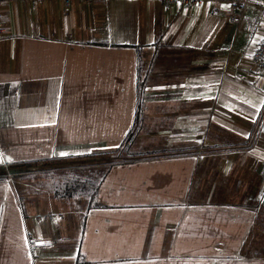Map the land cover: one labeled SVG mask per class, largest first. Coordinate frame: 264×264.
Listing matches in <instances>:
<instances>
[{
  "label": "crops",
  "instance_id": "0c3cea01",
  "mask_svg": "<svg viewBox=\"0 0 264 264\" xmlns=\"http://www.w3.org/2000/svg\"><path fill=\"white\" fill-rule=\"evenodd\" d=\"M263 40L264 0H3L0 162L117 145L141 101L133 150L169 154L112 167L90 210L0 181V264H264L243 198L264 186Z\"/></svg>",
  "mask_w": 264,
  "mask_h": 264
},
{
  "label": "trees",
  "instance_id": "16d2710c",
  "mask_svg": "<svg viewBox=\"0 0 264 264\" xmlns=\"http://www.w3.org/2000/svg\"><path fill=\"white\" fill-rule=\"evenodd\" d=\"M159 44H155L158 48ZM138 49L137 89L140 100L149 78L142 64V47ZM154 57L152 58V62ZM142 101L136 118L125 138L114 146H104L85 154L52 156L35 160H8L0 162V181L10 180L19 198L47 191L60 201H86L87 210L100 206V188L110 169L117 165L164 157L168 152H136L133 145L142 129Z\"/></svg>",
  "mask_w": 264,
  "mask_h": 264
},
{
  "label": "rangeland",
  "instance_id": "374dc122",
  "mask_svg": "<svg viewBox=\"0 0 264 264\" xmlns=\"http://www.w3.org/2000/svg\"><path fill=\"white\" fill-rule=\"evenodd\" d=\"M151 151H153V152H159V151L167 152L169 150H167V148H160V149L156 148V149H152ZM248 175H250V174H248ZM251 176H254V174ZM260 182H261V180L256 179L255 181L248 183V184H250V187L247 189V196L243 197V198L246 199L247 201H249L250 203H257V204L261 205V207L259 209V215L257 217V221H256L253 232L254 233L258 232V235L260 234L258 241H257L258 242L257 246L259 249L264 251V186H262V188H260V185H261ZM59 204H62V203H59ZM42 212L45 215L47 214L46 210H42ZM62 215L63 216H60V213H59V216H58L60 223L64 222V220L67 222L69 220V218L67 217V214L65 215V213H63Z\"/></svg>",
  "mask_w": 264,
  "mask_h": 264
},
{
  "label": "built area",
  "instance_id": "2783aa9c",
  "mask_svg": "<svg viewBox=\"0 0 264 264\" xmlns=\"http://www.w3.org/2000/svg\"><path fill=\"white\" fill-rule=\"evenodd\" d=\"M67 4H69L71 2V0H64ZM90 1V0H88ZM198 0H162V2L166 5V6H171L174 4H178V3H184L186 5H192L194 3H196ZM3 0H0V6L2 5ZM237 7L239 9H243L245 7L244 2H237ZM253 60L259 64L260 66L264 67V40L262 42H260L258 44V46L256 47V49L253 52L252 55Z\"/></svg>",
  "mask_w": 264,
  "mask_h": 264
},
{
  "label": "snow or ice",
  "instance_id": "6c2138e0",
  "mask_svg": "<svg viewBox=\"0 0 264 264\" xmlns=\"http://www.w3.org/2000/svg\"><path fill=\"white\" fill-rule=\"evenodd\" d=\"M62 155H64V154L62 153Z\"/></svg>",
  "mask_w": 264,
  "mask_h": 264
}]
</instances>
